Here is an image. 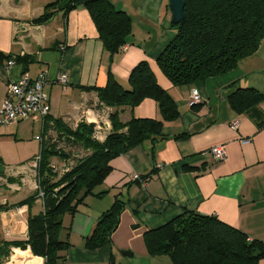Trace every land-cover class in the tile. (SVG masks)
<instances>
[{"label": "crops", "instance_id": "1", "mask_svg": "<svg viewBox=\"0 0 264 264\" xmlns=\"http://www.w3.org/2000/svg\"><path fill=\"white\" fill-rule=\"evenodd\" d=\"M54 1L0 0V107L10 81L24 73L35 77L44 71L49 80L45 86L50 105L47 126L41 117L24 121L39 120L45 139L48 130L55 129L56 120L70 128L88 120L103 127V141L112 130L115 112L124 122L144 117L163 119L155 98L148 97L133 108L108 106L99 94L98 88L111 79L129 87L132 69L147 60L180 112L176 119L164 120L162 133L166 137L148 139L111 160L112 172L95 190L108 191L98 197L100 201L87 197L74 215H64L61 238L71 245L60 252L65 259L62 264H114L115 257V264H142L143 260L173 264L167 255L148 253L144 233L172 220L185 208L216 215L250 238L264 241V102L257 112L248 113H239L230 104L228 94L237 87L232 82L241 84L243 80L235 74L240 66L235 72L198 82L195 87L203 100L191 106V88L174 85L157 61L176 35L170 0H110L132 18L129 40L114 54L104 46L90 11L83 6L34 22ZM25 56L33 59L29 63L18 61L8 71L9 59ZM61 72L68 73L66 85L56 81ZM24 121L2 126L0 133L13 130L17 134ZM216 145L225 147L226 159L215 161L207 154ZM31 162L19 163L14 170L4 162L0 167V204L11 207L0 212V240L26 239L30 214L44 211L41 197L31 205L15 207L39 190L38 171ZM134 174L141 179L134 180ZM110 194L125 202L119 226L111 244L89 250L86 236L114 200L111 197L102 202ZM22 252L30 255L25 264L45 262L29 248L18 254ZM259 264H264V258Z\"/></svg>", "mask_w": 264, "mask_h": 264}, {"label": "trees", "instance_id": "2", "mask_svg": "<svg viewBox=\"0 0 264 264\" xmlns=\"http://www.w3.org/2000/svg\"><path fill=\"white\" fill-rule=\"evenodd\" d=\"M78 6L90 11L106 49L112 54L120 52L132 33V18L110 0H56L48 4L45 13L34 22H45L58 11L67 14ZM173 27L176 35L157 61L174 85L193 88L200 81L236 70L243 59L261 47L264 0H185V18L178 24L173 23ZM14 59L29 63L33 58ZM129 80V87L111 79L105 87L98 88L102 101L108 106L134 108L148 97L155 98L163 119L144 117L124 122L115 112L111 116L112 130L103 141L92 138L94 124L80 123L75 134L90 153L63 176L60 184L66 185L59 190H55L59 184H52L48 179L51 157L57 152L43 139L38 168L39 190L15 207L31 205L41 197L44 211L30 214L26 239L0 240V264L11 248L17 247L29 248L34 255L44 257V264H62L65 259L60 252L71 245L61 238L64 215H74L90 195L101 197L108 192L95 190L112 172L113 158L148 139L166 137L162 133L164 120L180 115L176 100L159 84L147 60L132 69ZM228 100L239 113L257 112L264 102V92L255 86H238L228 94ZM44 120L47 126V117ZM55 129L71 131L60 120L55 121ZM124 206L125 202L117 197L95 221L86 236L89 250L111 244ZM10 208L0 204V212ZM144 238L151 256L167 255L173 264H259L264 258L263 240L250 238L246 232L216 215L189 208L167 223L148 229Z\"/></svg>", "mask_w": 264, "mask_h": 264}, {"label": "rangeland", "instance_id": "3", "mask_svg": "<svg viewBox=\"0 0 264 264\" xmlns=\"http://www.w3.org/2000/svg\"><path fill=\"white\" fill-rule=\"evenodd\" d=\"M239 66V69L237 71H232L237 72L235 73L237 78L241 79L243 77L241 84H239L238 81L235 82L237 84V87L238 85L243 87L259 86V90L264 92V42L263 45H261V47L254 54L241 61ZM86 121L87 124H91L88 123V120ZM96 124L98 126V123ZM16 125L17 124L6 126ZM20 125L22 131L17 134L13 130L0 133V158L3 160L4 164H6L11 170L17 169L20 165L19 163L25 164V162L29 163L31 161H34L41 152V142L36 139L43 133L41 122L38 120L37 122L33 123L32 120H29L22 122ZM77 129L78 127L71 128V131H68L66 129H51L48 130L46 138L44 139L45 144L48 143L52 145L53 150H56L57 152L56 155L51 157V172L49 173L50 175L48 177L52 184H59L57 185L55 190L62 189L66 185L64 183L60 184L62 183L63 176L68 171H70L71 168H73L81 158L90 153V149H86L85 144L76 137L77 135L75 134V130ZM104 134V132H100L99 128H96L95 126L92 138L98 141H102V137ZM98 136L100 137V139L98 138ZM3 162L0 163V167H2ZM31 166H33V163H31ZM34 168H36L38 171L39 163L38 165H36V167L34 166ZM100 188L101 186L99 185L96 190ZM112 195L110 194L106 199L102 200V202L109 200ZM93 198H95L94 202H98V200L100 201V198L90 196L88 200H93ZM116 198L117 197L113 198L114 200L112 201V203H109V205L107 204L108 207L106 209H108L114 203ZM16 249L17 250H13V248H11L10 254L4 257V259L2 260V264H7L10 262L12 264H25L26 262H28V260H26L27 258L21 256V254H18V252H20V250L22 249L18 247ZM28 256L30 255L28 254ZM113 261L115 264L116 257L113 258ZM149 262L150 261L143 260L142 264H148ZM131 263L136 264V261H131Z\"/></svg>", "mask_w": 264, "mask_h": 264}, {"label": "built area", "instance_id": "4", "mask_svg": "<svg viewBox=\"0 0 264 264\" xmlns=\"http://www.w3.org/2000/svg\"><path fill=\"white\" fill-rule=\"evenodd\" d=\"M126 49V47L124 48ZM16 64L14 58H11L7 62V69L10 70ZM69 76L67 72H61L56 81L60 84L66 85L68 83ZM49 80L46 72L42 71L37 76L32 77L28 73L22 74L18 79H13L8 83L7 94L0 107V127L5 125L18 124L21 121L33 118L41 117L45 119L50 113L49 96L45 92V86ZM203 100L202 93L197 87L191 88L189 94V104L193 105L201 103ZM99 128L100 132L103 129L98 124L96 128ZM236 127V126H235ZM42 140L41 136L37 137ZM100 139V137L98 136ZM215 161H222L226 159V150L223 145H216L212 147L208 152ZM41 156L38 155L35 158L33 166L36 167L40 163ZM134 180H140L139 174L133 175ZM40 195H43L41 192Z\"/></svg>", "mask_w": 264, "mask_h": 264}, {"label": "water", "instance_id": "5", "mask_svg": "<svg viewBox=\"0 0 264 264\" xmlns=\"http://www.w3.org/2000/svg\"><path fill=\"white\" fill-rule=\"evenodd\" d=\"M170 3L173 13V23L178 24L185 18V0H170Z\"/></svg>", "mask_w": 264, "mask_h": 264}, {"label": "bare ground", "instance_id": "6", "mask_svg": "<svg viewBox=\"0 0 264 264\" xmlns=\"http://www.w3.org/2000/svg\"><path fill=\"white\" fill-rule=\"evenodd\" d=\"M29 254V253H28ZM28 254L26 253V252H22L21 253V256H23V257H28Z\"/></svg>", "mask_w": 264, "mask_h": 264}]
</instances>
